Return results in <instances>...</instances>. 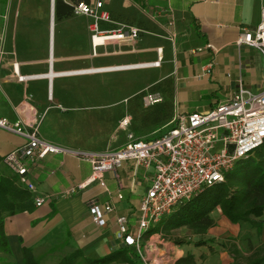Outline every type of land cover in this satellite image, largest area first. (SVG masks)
Segmentation results:
<instances>
[{
  "label": "crops",
  "instance_id": "1",
  "mask_svg": "<svg viewBox=\"0 0 264 264\" xmlns=\"http://www.w3.org/2000/svg\"><path fill=\"white\" fill-rule=\"evenodd\" d=\"M23 2L0 0V37L10 54L0 65V118L18 121L16 107L30 96L31 105L43 115L41 137L60 147L89 153L117 150L127 144L130 135L159 137L173 126L177 115L208 112L229 101L240 88L254 94L264 89L261 52L239 45L245 33L259 27L264 0H104L113 23H101L102 30L124 24L142 33L136 44L111 45L99 49L96 56L89 18L73 12L59 17L57 0ZM15 61L23 76L40 78L18 82L11 67ZM123 73L137 76L133 80L138 86L130 95L99 105L95 116L86 115L84 105H75L79 97H90L91 89L94 94L92 79ZM64 80H68V93H56L64 87ZM150 86H166L171 104L167 112L158 111L166 101L150 108L144 105L147 92L160 94ZM137 102L146 112L140 127L132 125L129 113ZM117 105L125 107L120 121L111 113ZM126 117L131 123L124 130L115 123ZM77 134L94 137L99 149L85 148ZM114 138L120 145L111 149ZM24 144L22 137L0 129V178L15 176L3 159ZM91 174V164L74 155H50L39 162L32 181L47 203L40 208L34 205L30 212L5 215L11 254L0 250V264H25L24 249L32 251L39 264H59L77 251L86 258H104L118 251L124 244L118 240L116 219L124 216L131 226L137 225L153 172L126 163L106 173V189L95 183L79 190ZM92 199L115 207L104 228L92 220L88 208ZM213 218L216 226L203 238L216 239V243L176 245L172 264L187 255H193L197 264L234 263L224 244L237 239L241 229L220 210ZM167 246L170 243L165 246L166 255Z\"/></svg>",
  "mask_w": 264,
  "mask_h": 264
},
{
  "label": "built area",
  "instance_id": "2",
  "mask_svg": "<svg viewBox=\"0 0 264 264\" xmlns=\"http://www.w3.org/2000/svg\"><path fill=\"white\" fill-rule=\"evenodd\" d=\"M62 1L72 8L73 15L91 20L89 30L95 56L99 49L111 45H134L141 36V30L131 25L118 24V28L102 30L101 23H113L105 10L104 0ZM239 45L257 49L264 59V4L259 27L254 32L245 33ZM8 55L5 40L0 37V65ZM11 67L20 83L40 78L23 76L20 63L16 61ZM31 100L26 96V100L16 107L18 121L0 118V129L25 140V144L6 155L3 162L18 178V183L31 193L32 198L34 196L36 208L46 205L47 198L39 195L32 181L33 168L50 155H74L91 164L92 174L79 186V190L95 183L106 189V173L117 171L126 163L153 172L151 186L140 206L137 225L131 226L124 216L116 219L118 240L125 246L134 247L144 264H162L158 257L151 259L157 254L160 243L144 244L152 228L205 189L222 183L225 174L236 163L249 158L264 145V89L254 94L240 88L229 101L208 112L177 115L173 126L159 137L136 139L130 135L124 147L102 153L70 150L44 140L40 134L43 115L31 105ZM163 101L160 94L147 92L143 96L144 105L148 108ZM130 123L131 119L126 117L120 122V128L125 130ZM88 208L99 228L106 227L108 216L115 212L114 206L101 204L97 199L90 200ZM155 237L162 239L160 235H152L149 240L154 241Z\"/></svg>",
  "mask_w": 264,
  "mask_h": 264
},
{
  "label": "trees",
  "instance_id": "3",
  "mask_svg": "<svg viewBox=\"0 0 264 264\" xmlns=\"http://www.w3.org/2000/svg\"><path fill=\"white\" fill-rule=\"evenodd\" d=\"M59 17L71 16L72 8L57 0ZM171 104L161 111L167 112ZM34 208L32 195L23 189L16 176L0 178V250L11 254L5 232V215L30 212ZM220 210L232 224L241 229L237 239L224 244L234 259L233 264H264V145L249 158L236 163L227 172L224 181L205 189L190 202L176 208L146 235H160L176 245L185 242L175 239L174 233L185 231L196 237H204L216 226L213 213ZM258 241V242H257ZM200 243L199 245H203ZM248 255V256H247ZM25 264H39L32 251L24 249ZM59 264H144L134 247L121 248L104 258H86L81 251L62 259ZM175 264H197L193 255Z\"/></svg>",
  "mask_w": 264,
  "mask_h": 264
},
{
  "label": "rangeland",
  "instance_id": "4",
  "mask_svg": "<svg viewBox=\"0 0 264 264\" xmlns=\"http://www.w3.org/2000/svg\"><path fill=\"white\" fill-rule=\"evenodd\" d=\"M24 4L27 5V0H24L23 2ZM25 5V6H26ZM137 76L135 74H117V75H107L104 77H97L92 79V84L94 85V94L92 89H91V94L90 97L86 96L84 99H82L81 97L78 98V100H76V104L77 106L82 107L84 105L85 108H88L86 110V115H92L95 116L97 113H99L98 111L99 109V105L103 106L108 105V104H112L115 102H119L120 100H122L124 97L128 96L131 94V90L136 89L138 86V82L133 80L135 79ZM61 86L60 89L56 90V93L58 92V90H62L63 92L68 90V80H64L63 82H61ZM81 86H85L82 85V83L80 82ZM92 86V85H91ZM157 86V88L155 86H150V90H153L155 92L160 93L163 96L164 101H166L165 103L168 105L170 103V101L168 100V91L166 90V86L165 87H159ZM156 89V90H155ZM145 90V89H144ZM142 90V91H144ZM141 91V92H142ZM65 93V92H64ZM68 93V92H67ZM167 99V100H166ZM162 105V104H161ZM166 106V105H165ZM164 106V107H165ZM112 112L114 113V115H117L119 117V121L121 118V111L122 109H124V106H112ZM127 108H130V106H128ZM145 110H143V108L140 106V104L137 105L135 104V106L132 107V109L129 110V113H132V125L134 127L136 126H142V117H144ZM150 111V110H147ZM84 115V114H83ZM119 121H117V123H115L116 125L120 123ZM131 127V126H130ZM80 137V141H82V145L85 146V148L87 147L88 150H98L99 146L96 145L95 138L88 136V135H84V134H77ZM115 141H117V138H114L109 147L111 149H114L116 147H118V145H120L119 143H116ZM217 212V211H216ZM174 237L175 239H180L183 240L185 242V244H192L195 246H201L199 245L200 243H204L203 245H205L206 243L208 244H214L216 243V239H205V238H200V237H194L193 235H191L189 232H185V231H177L174 233ZM206 241V242H205ZM152 242H157L160 243L159 250L157 252V254H154L151 259H155L158 257V259L160 258L162 261V264H172V260L175 259V256L173 255V249H175L176 244L173 241H165L163 239H160V237H155L154 241H150L149 238L145 239L144 244H150ZM170 243V246H167V250H168V254L165 255V247L164 245ZM202 245V246H203ZM171 247V248H170ZM173 248V249H172ZM171 249V250H170ZM162 256H165L162 258Z\"/></svg>",
  "mask_w": 264,
  "mask_h": 264
},
{
  "label": "bare ground",
  "instance_id": "5",
  "mask_svg": "<svg viewBox=\"0 0 264 264\" xmlns=\"http://www.w3.org/2000/svg\"><path fill=\"white\" fill-rule=\"evenodd\" d=\"M159 64V63H158ZM158 64H155V65H158ZM160 246V245H159Z\"/></svg>",
  "mask_w": 264,
  "mask_h": 264
}]
</instances>
